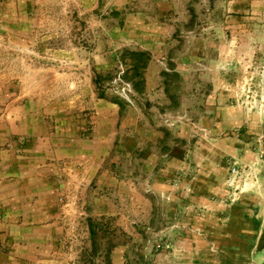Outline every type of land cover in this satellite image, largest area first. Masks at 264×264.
<instances>
[{"label":"rangeland","instance_id":"obj_1","mask_svg":"<svg viewBox=\"0 0 264 264\" xmlns=\"http://www.w3.org/2000/svg\"><path fill=\"white\" fill-rule=\"evenodd\" d=\"M115 254L264 264V0H0V264Z\"/></svg>","mask_w":264,"mask_h":264},{"label":"built area","instance_id":"obj_2","mask_svg":"<svg viewBox=\"0 0 264 264\" xmlns=\"http://www.w3.org/2000/svg\"><path fill=\"white\" fill-rule=\"evenodd\" d=\"M228 171V176L225 179V185L227 187L226 190L228 197L230 201L233 202L237 198L238 194L248 190V188H250L257 181V179L254 175H251L249 184L246 182L242 185H238L237 181L245 175V170L238 166H231Z\"/></svg>","mask_w":264,"mask_h":264},{"label":"crops","instance_id":"obj_3","mask_svg":"<svg viewBox=\"0 0 264 264\" xmlns=\"http://www.w3.org/2000/svg\"><path fill=\"white\" fill-rule=\"evenodd\" d=\"M115 260H113V263H115V264H121V261H120V259L117 257V254H115Z\"/></svg>","mask_w":264,"mask_h":264},{"label":"trees","instance_id":"obj_4","mask_svg":"<svg viewBox=\"0 0 264 264\" xmlns=\"http://www.w3.org/2000/svg\"><path fill=\"white\" fill-rule=\"evenodd\" d=\"M91 234H92V231H91Z\"/></svg>","mask_w":264,"mask_h":264}]
</instances>
